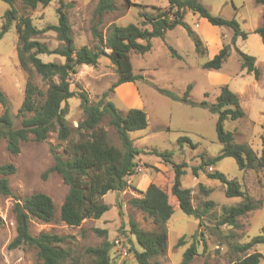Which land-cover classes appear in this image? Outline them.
<instances>
[{"label":"rangeland","instance_id":"rangeland-1","mask_svg":"<svg viewBox=\"0 0 264 264\" xmlns=\"http://www.w3.org/2000/svg\"><path fill=\"white\" fill-rule=\"evenodd\" d=\"M63 1L71 2L65 10L76 48L81 45L95 46L97 40L92 36L91 24L96 20L93 12L97 0ZM200 2L214 15L235 18L247 32V37H237L235 43L231 44V29L214 26L188 11L183 20L200 39L204 48L203 54L195 51L194 42L185 28L176 25L163 38H152L148 52L130 55L132 71L140 75V78L121 83L110 90L116 73L105 56H100L95 65H79L77 73L72 77L73 83L77 82L86 91L91 103H96L107 92L105 98L112 101L119 111L125 113L129 108H140L147 116V126L144 129L129 132L134 146L141 149V153L135 158L133 174L127 176L129 185L121 191H108L101 197V201L108 205V210L99 218H86L78 226H69L61 221L59 209L68 187L56 172L47 171L53 164V152L67 157L65 146L69 140L77 139L74 127L83 119L79 98L73 96L67 100L68 113L65 118L73 130L68 140H60L56 132H50L43 141L29 139L22 142L19 152L13 154L7 150L5 140L0 139V164L12 163L15 166V172L8 177L11 194H0V264L36 262L33 248L8 247L16 234L14 203L21 202L24 197L34 192L49 195L55 212L50 222L30 218L31 234L52 232L65 236L62 246L71 251V259L76 258L78 264L89 262L84 254L86 247L98 246L104 240L110 243L111 264H138L130 251L132 248H140L131 233L130 222H135L140 229L146 231L155 230V225L143 212L133 207L129 200L140 197L150 182H155L167 192L171 183V166L163 163L160 157L149 153L151 149L170 151L174 162H186L181 184L191 188L193 207L200 209L204 201L213 202L199 219L176 208L166 223V251L155 260L159 264H183L182 255L192 241V234L196 238V254L188 264H229L231 260L243 255L234 252L232 245L247 242L259 234L264 225V172L258 169L241 170L232 157H224L214 166H206L205 170L199 169L196 175L193 174L192 167L200 164L201 155L208 158L220 152L221 143L215 130L217 114L206 107L181 101L180 97L187 84L191 83L189 97L192 101L206 100L212 103L220 87L227 84L237 94L245 115L238 119L226 118L223 120V128L232 132L236 142H246L257 154L261 152V134L264 128V45L255 29L261 22L264 7L256 4L255 0ZM114 3L115 9L104 13L98 25L104 36L111 23L120 26L139 23L142 19L138 15L140 11L155 14L157 7H167V0H114ZM57 5L58 0H51L46 6L31 8L24 6L21 0H14L11 5L0 0V28L4 22L3 13L10 7L15 10L17 18L28 16L38 28L56 24ZM16 20H12L8 30L0 38V89L8 99L15 127L20 124L21 117L17 109L22 102L25 83L29 78L17 61ZM37 39L50 48L59 44L55 32L51 30L37 36ZM224 44H229L230 49L220 69H203L202 64L211 59ZM169 47L174 49V54ZM238 50L254 56L255 65L260 71L258 79H255L252 72L240 67ZM38 57L42 61H63L62 57L55 54H39ZM30 78L37 87L45 90L47 84L39 74L32 72ZM2 111L0 104V114ZM100 125L106 129L109 142L119 146L114 128L107 117ZM182 136H186L189 141L178 143L177 140ZM213 170L238 181L241 188L257 202V208L236 218L237 226L217 224L222 208L239 203L242 197L226 196L222 183L207 178L206 172ZM200 185L209 188L210 192L205 194L200 191ZM180 236L184 237V244L177 246ZM252 251L261 252L262 258L258 264H264V244L254 245L246 253ZM71 259L66 264L75 262Z\"/></svg>","mask_w":264,"mask_h":264},{"label":"trees","instance_id":"trees-1","mask_svg":"<svg viewBox=\"0 0 264 264\" xmlns=\"http://www.w3.org/2000/svg\"><path fill=\"white\" fill-rule=\"evenodd\" d=\"M9 5L14 0H3ZM51 0H21L27 7L35 8L39 5L46 6ZM129 2V0H126ZM256 4L264 7V0H255ZM63 0H58L55 7L57 15L56 24H48L42 28L36 27L30 17L15 15L13 8H7L3 13L4 22L0 28V38L16 20L17 46L16 55L20 67L26 71L29 78L26 80L24 96L17 109L21 117L19 126L15 127L10 114L8 99L0 89V104L3 111L0 114V139L6 142V148L13 154L20 150V144L29 139L35 141L45 140L50 132H56L58 139L68 140L73 130L66 121L68 113L67 100L76 96L79 98L83 111V119L77 122L74 130L77 139L69 140L64 150L67 157L53 152V164L47 171L56 172L67 185V193L64 196L59 209V218L69 226H78L86 218H99L108 210V205L101 201V197L108 191H121L128 187L127 176L133 174L136 167L135 158L141 153V149L134 146L129 132L144 129L147 126V116L140 108H129L125 113L119 111L114 103L107 100V92L96 102L91 103L87 93L76 82L73 83V75L81 64L95 65L100 56H105L113 65L116 79L111 84L110 90L124 82L134 81L140 75L133 73L130 55L132 53L144 54L151 48L152 38H163L168 30L176 25L185 28L192 38L195 51L204 53L200 39L191 31L184 22L185 14L190 11L199 18H204L210 24L231 29V44L237 37H247V32L241 28L235 18H224L212 14L200 0H167V7H157L155 14L140 11L142 18L139 23H128L120 26L111 23L105 36L98 29L104 13L115 9L114 0H97L94 9L96 20L91 24V32L97 44L93 47L81 45L76 48L72 36L71 25L65 8L70 6ZM54 31L59 44L50 48L45 42L37 39V36ZM255 32L259 35L264 45V12L261 22ZM171 53L174 49L169 47ZM229 44H224L213 57L202 64L203 69L217 70L229 55ZM39 54H55L63 58V61H42ZM240 67L247 72H252L258 79L260 71L255 65V58L238 50ZM39 74L47 86L41 90L31 81V73ZM192 84L189 83L181 101L192 105L206 107L217 114L215 130L218 141L221 143L220 152L208 158L201 155L198 166L192 167L193 174L197 170L214 166L224 157H232L241 170L255 169L264 172V128L261 134V152L257 154L246 142H236L233 134L223 128V120L226 118L238 119L245 115L239 103L236 93L227 84L220 87L216 99L212 103L206 100L194 102L190 99ZM107 117L109 124L114 128L119 146L109 142L106 129L100 125ZM186 136L177 141H187ZM189 141V140H188ZM191 146H193L191 144ZM152 153L161 158V161L171 166L170 186L168 191L161 188L155 182H150L140 197H132L129 203L145 214L155 225V230L146 231L140 229L133 221L130 222L131 233L134 235L139 250L132 248L130 251L138 264H159L157 257L166 251L167 228L166 223L176 208L184 214L199 219L212 206L211 200L202 203V207L192 206V190L183 187L181 178L185 174V161L174 162L171 152L167 150L151 149ZM15 172L12 163L0 164V194L10 195L9 175ZM209 179H216L224 186V194L228 197H242V200L230 206L222 208V214L217 224L237 226L236 218L257 208V202L248 195L234 179H229L224 173L213 170L207 171ZM200 191L207 194L209 188L200 185ZM261 202V201H259ZM258 202V203H259ZM55 207L49 195L43 192H34L16 201L13 206L16 221V234L11 239L8 247H31L36 253L34 264H66L71 259V251L62 243L66 237L52 233L40 232L33 235L29 231L30 218H36L42 222H50L54 218ZM192 241L182 255V263L188 264L196 254V238L191 235ZM184 244V237L180 236L176 245ZM264 244V225L257 235L247 242L232 245V250L243 253L241 257L233 259L229 264H258L262 258L259 251L246 253L252 246ZM110 243L104 240L98 246H88L84 254L89 262L83 264H111ZM75 260V262H73ZM73 264H78L76 258H72Z\"/></svg>","mask_w":264,"mask_h":264},{"label":"crops","instance_id":"crops-1","mask_svg":"<svg viewBox=\"0 0 264 264\" xmlns=\"http://www.w3.org/2000/svg\"><path fill=\"white\" fill-rule=\"evenodd\" d=\"M201 20H205L204 18H200Z\"/></svg>","mask_w":264,"mask_h":264}]
</instances>
